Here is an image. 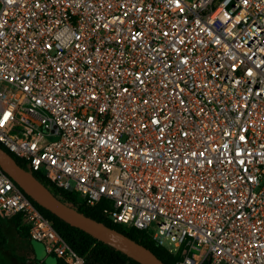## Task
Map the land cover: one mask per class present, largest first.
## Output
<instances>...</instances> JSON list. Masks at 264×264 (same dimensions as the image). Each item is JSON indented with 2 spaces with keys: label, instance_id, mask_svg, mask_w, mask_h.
<instances>
[{
  "label": "built area",
  "instance_id": "2783aa9c",
  "mask_svg": "<svg viewBox=\"0 0 264 264\" xmlns=\"http://www.w3.org/2000/svg\"><path fill=\"white\" fill-rule=\"evenodd\" d=\"M0 145L173 264H264V0H0ZM11 216L87 264L0 166Z\"/></svg>",
  "mask_w": 264,
  "mask_h": 264
},
{
  "label": "water",
  "instance_id": "95a60500",
  "mask_svg": "<svg viewBox=\"0 0 264 264\" xmlns=\"http://www.w3.org/2000/svg\"><path fill=\"white\" fill-rule=\"evenodd\" d=\"M0 166L13 180L41 206L78 227L93 237L122 251L141 264H167L143 243L123 231L92 217L55 195L30 169L22 166L17 159L0 145Z\"/></svg>",
  "mask_w": 264,
  "mask_h": 264
},
{
  "label": "trees",
  "instance_id": "16d2710c",
  "mask_svg": "<svg viewBox=\"0 0 264 264\" xmlns=\"http://www.w3.org/2000/svg\"><path fill=\"white\" fill-rule=\"evenodd\" d=\"M17 161L22 166L26 167V164L23 161H21L20 159H17ZM35 175L43 183H45L55 195L60 197L63 201L75 202L79 199L77 193L73 191H66L57 187L54 183H52L50 180H48L45 176H43L40 173H36ZM34 202L44 214H46L48 217H50L53 220L54 225L56 229L59 231V233L76 250L77 253H79L84 257L87 264H141L140 262L126 255L122 251L93 237L84 230L70 225L68 222L64 221L63 219L52 213L47 208L38 204L35 200ZM77 208L80 211L92 217H95L99 220H102L105 223L117 228L120 231H123L132 238L136 239L137 241L143 243L144 245L152 249L157 254V256L160 257L167 264H173L174 260H172V262H169L168 260L164 259L160 253H158L155 249L152 248L151 245H149L150 243L145 241L144 237H147V235H145L142 231L138 229H125L120 225L114 224L107 217L103 216L96 208L88 207L85 205H78ZM150 240L148 241L157 245V247L160 246L156 244L154 240L153 241ZM1 245L2 244L0 242V246ZM59 264H65V263L60 259Z\"/></svg>",
  "mask_w": 264,
  "mask_h": 264
},
{
  "label": "rangeland",
  "instance_id": "374dc122",
  "mask_svg": "<svg viewBox=\"0 0 264 264\" xmlns=\"http://www.w3.org/2000/svg\"><path fill=\"white\" fill-rule=\"evenodd\" d=\"M64 227V226H63ZM145 241L150 243L149 245L152 246L153 249H155L158 253L161 254V256L168 260L169 262H172L175 258L179 257L181 252L183 251V248H180L176 253L169 252L166 248L162 247L161 245L157 247V245L149 242L151 238L149 236L144 237ZM153 241V239H151ZM150 240V241H151ZM37 240H29L23 236H20L17 234V231H6L4 234V242L3 246L0 247V263L2 264H17L14 263V261H19L23 264H37L38 259H32L27 254V249L30 245V243H37ZM156 243V242H155ZM157 244V243H156ZM159 245V244H158ZM162 247V248H161Z\"/></svg>",
  "mask_w": 264,
  "mask_h": 264
},
{
  "label": "crops",
  "instance_id": "0c3cea01",
  "mask_svg": "<svg viewBox=\"0 0 264 264\" xmlns=\"http://www.w3.org/2000/svg\"><path fill=\"white\" fill-rule=\"evenodd\" d=\"M0 223H1V228H2V230L0 232V242L2 244L1 246H3L4 234L8 230L9 231L15 230V231H17L18 235L34 241V239H31L26 234L24 228H22V226L19 224L17 217H14V216L2 217V218H0ZM36 242H37L36 244L31 242L28 249H27V254L31 258L30 259L31 261H32V259H37L39 257L37 264H59L60 259L57 258L54 254L48 253V251L46 250L45 244L43 242H41V241H36ZM14 263L23 264L19 261H14ZM29 264H31V263H29Z\"/></svg>",
  "mask_w": 264,
  "mask_h": 264
}]
</instances>
